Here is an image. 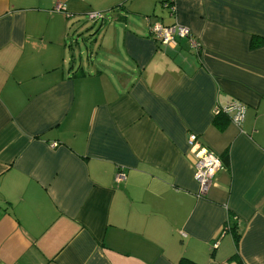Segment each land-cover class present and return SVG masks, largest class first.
<instances>
[{
	"label": "crops",
	"instance_id": "obj_1",
	"mask_svg": "<svg viewBox=\"0 0 264 264\" xmlns=\"http://www.w3.org/2000/svg\"><path fill=\"white\" fill-rule=\"evenodd\" d=\"M164 2L0 0V264H264V0Z\"/></svg>",
	"mask_w": 264,
	"mask_h": 264
},
{
	"label": "built area",
	"instance_id": "obj_2",
	"mask_svg": "<svg viewBox=\"0 0 264 264\" xmlns=\"http://www.w3.org/2000/svg\"><path fill=\"white\" fill-rule=\"evenodd\" d=\"M163 5L168 10L174 11L173 0H167ZM93 18H98V15H94ZM149 30L154 40L164 49H175L178 46V40L183 38H189L191 42H194L189 30L177 23L170 26L158 23L151 26ZM223 113L230 117L235 126H240L244 121L246 108L241 103L232 101L223 108ZM187 144L195 148L194 180L198 185V195L202 197L210 190L214 175L221 168L222 161L213 152L199 144L195 135L188 136ZM125 180L126 177L121 172L115 175L117 183L125 182Z\"/></svg>",
	"mask_w": 264,
	"mask_h": 264
},
{
	"label": "rangeland",
	"instance_id": "obj_3",
	"mask_svg": "<svg viewBox=\"0 0 264 264\" xmlns=\"http://www.w3.org/2000/svg\"><path fill=\"white\" fill-rule=\"evenodd\" d=\"M92 26V25H91Z\"/></svg>",
	"mask_w": 264,
	"mask_h": 264
}]
</instances>
